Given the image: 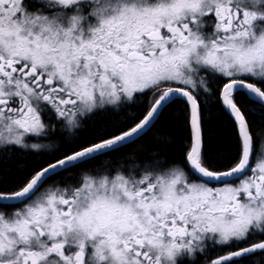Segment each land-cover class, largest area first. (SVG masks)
I'll return each instance as SVG.
<instances>
[{"label": "snow or ice", "instance_id": "6c2138e0", "mask_svg": "<svg viewBox=\"0 0 264 264\" xmlns=\"http://www.w3.org/2000/svg\"><path fill=\"white\" fill-rule=\"evenodd\" d=\"M0 264H264V0H0Z\"/></svg>", "mask_w": 264, "mask_h": 264}]
</instances>
